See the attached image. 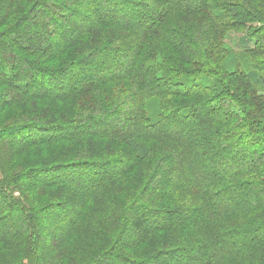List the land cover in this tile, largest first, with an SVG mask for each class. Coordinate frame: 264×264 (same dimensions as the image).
I'll return each instance as SVG.
<instances>
[{"label": "trees", "instance_id": "obj_1", "mask_svg": "<svg viewBox=\"0 0 264 264\" xmlns=\"http://www.w3.org/2000/svg\"><path fill=\"white\" fill-rule=\"evenodd\" d=\"M109 8L117 13L114 22L99 16ZM89 13L92 24L74 25ZM21 27L35 36L21 40ZM7 44L21 59L12 58ZM0 56L7 61L0 64V111L17 108L6 112L8 126L0 124V131L38 122L53 130L19 146L11 141L6 155L0 145V230L6 214L22 224L0 235L14 264H37L31 256L39 255L40 235L26 191L38 185L21 179L51 167L38 165L45 151L78 172L67 174L75 184L92 174L93 161L122 166L118 159L130 158V166L109 174L91 169L97 179L84 181L86 191L94 189L87 203L101 211L81 205L57 177L40 185L61 206L75 205L67 241L89 242L96 259L85 264H154L170 255L179 264H264V162L255 159L264 153L258 136L264 133V0H0ZM89 64L98 70L92 76ZM69 67L78 74L63 92L60 74L52 73L65 76ZM115 68L118 74L110 75ZM35 75L52 95L34 86ZM110 115L123 120L120 128L77 127ZM172 126L177 135L169 133ZM252 132L254 142L242 143L257 148L244 163L249 170L231 160L219 169L233 172L212 174L216 150L229 141L235 148ZM165 163L176 174L171 181L157 175ZM195 215L198 223L174 222ZM127 226L138 236L129 237Z\"/></svg>", "mask_w": 264, "mask_h": 264}, {"label": "rangeland", "instance_id": "obj_2", "mask_svg": "<svg viewBox=\"0 0 264 264\" xmlns=\"http://www.w3.org/2000/svg\"><path fill=\"white\" fill-rule=\"evenodd\" d=\"M136 4L135 1H132ZM139 2V1H137ZM112 10V11H111ZM101 19H104L105 21L107 20H111L114 22V20L117 18V13L116 11L113 12L112 8H109V10H107L105 13L99 15ZM94 21V17L91 15V13L88 14V16H86L84 19H78V22H75L74 25H80L81 23L83 24V26H88L90 24H92ZM19 34H21V40L23 38H26L25 36H35L36 31L31 28L29 30L24 29V28H19L18 30ZM60 34V33H59ZM32 38V37H31ZM33 42V41H31ZM23 45L21 46V48L23 49H28L26 46V43L22 42ZM17 46V51H19ZM20 48V49H21ZM7 51L10 50L11 54L13 55L12 58H20L16 56V53H14L13 48L8 44H7ZM27 57V56H26ZM29 58V57H28ZM124 59L118 61L120 64H122V61ZM211 64H213L212 66L215 65L213 59L209 60ZM6 61V58H3L0 56V64H4ZM219 62V60H217V63ZM91 65V66H89ZM86 67V71L87 73H89L90 76L96 74V72L98 70H95L94 66L92 64H89ZM216 68V66H214ZM211 69V68H209ZM69 73H67L64 76V73L61 71H53L54 73H52V75L59 73L60 75L59 77V85L61 86L60 88H63V92L66 91L67 87L71 86L70 85V78L77 73L76 70H74V68H70L69 67ZM212 70V69H211ZM118 70L115 68L114 70H112L111 73H109L110 75H117L118 74ZM216 71L213 72V76L216 77H220L221 76V72L219 71V74L217 75V73H215ZM80 75V79L82 76H85L86 73L80 71L79 72ZM108 74V75H109ZM50 75V77L52 76ZM102 75V74H101ZM223 77V75H222ZM79 78V77H78ZM205 77H198L197 81H201L203 85H206L205 82L203 81ZM35 83L34 86L38 88L39 91H44L47 90L49 91V95H52V93L54 92L53 88H51V85H48V82L46 81V79H40L39 75H35L34 77ZM51 88V89H50ZM50 89V90H49ZM234 90V89H233ZM62 93V92H61ZM1 103H5V101L3 99L0 98V104ZM231 103H228V105L226 106H230ZM41 106V104H40ZM233 106V105H232ZM233 108V107H231ZM14 110L17 109L15 107L10 108L9 110ZM9 110H2L0 111V124L2 125H6V121L4 119V117L6 116V112ZM125 110V109H124ZM5 111L3 114L2 112ZM243 115V114H242ZM241 115V116H242ZM37 116V115H35ZM118 115H116L117 117ZM115 115H110L109 117L106 118V120L104 121V123H100V124H94V121H91L89 123H84L81 124L80 126H77L78 129H81L82 131V127H88L87 129H93V130H102V129H106L111 130V129H115L116 126H118L116 123L118 122H123L122 119L120 118H116ZM33 124H27V126H23V128H13L10 127L6 132V131H0V145L3 147V151L2 154L6 155L9 154V148H7V145L11 143V141L13 143H15L14 145L19 146V144H21L20 142L22 141V139H25V137L30 136L31 138H37V136L39 137L41 135V133H44L46 135H53V130H45L46 128H43L41 126V123L38 122V124L36 123V127H34ZM116 125V126H115ZM119 127V126H118ZM120 128V127H119ZM170 131V132H169ZM169 133L172 134L175 132V134L177 135L179 132V129L177 127H170L169 128ZM56 134H60L59 132L56 131ZM259 134V135H258ZM252 132V133H244L241 137V139L239 140V143H237L238 146H236L235 148H233L232 141H231V145L230 141L227 145L223 146V151L222 152H218L216 150V155L213 156L214 161H212L211 163V167H210V171L212 174H220V173H231L233 172V170H228V168L226 169H219V165L221 163H226V162H230L231 160H238V161H242L241 163V170L242 171H248L249 168L248 166L246 167L244 165L245 162H250L255 154L257 153V151H255L257 148L255 147V145H244L242 144L244 140H248L249 142H254L253 140L255 138H257L258 136H261L263 139L262 143L264 144V133H260V132ZM42 137V136H41ZM48 138V137H47ZM46 139V138H44ZM16 146V147H17ZM264 146V145H263ZM55 148V146L49 148L52 149ZM15 149V148H14ZM17 149V148H16ZM44 153L48 154L51 158L49 159H53L49 160L47 159L48 155L43 156L41 155V160H39L38 165H40L41 163L45 164V163H51V167L48 168H34L33 170V174H26L23 179L21 180H30L31 184H33L32 186H37L38 187H30V190L27 189L26 193L29 196L30 199H32L33 201L31 202L32 207L35 209L34 211V218L33 223L35 225V227L38 229L39 231V237L37 240L38 246H37V254L36 257L31 256L32 257V262H34V260H37V264H85V261H89V260H95V256L93 253L90 252L89 249V242H87L86 240H83L84 242H81L78 240H72L70 243H68V237L69 235L67 234V230H68V224L70 223V221L72 220V214L71 211L73 212V210L76 209L75 205L68 203L67 206L63 207L61 206V199L54 198L51 199L50 197V193H49V189H44L42 191V189L44 187L40 186L43 183H45L47 180H52L54 179V177L59 178V180H63V184L66 185L65 187L67 188V194H69V192H72V195H76V199H78V202H81L80 204H84L87 203V200L91 197L90 194H92L94 192V189L91 190H87V183L90 182V180H93L95 178L94 176V171L92 170H99L102 171L101 169H107L106 170V174H109L111 172L117 171L121 168H126V166H130L129 164H131L130 158H125V159H118L121 161L122 166L117 164V161L112 160L111 162L108 163H99L98 161L95 162L93 161L94 166L92 167H88V169L90 170L89 173L92 174H86L84 176L85 178V183L84 181L82 183L79 184H75L74 182H72L71 180H68V172H73V173H78L77 171L74 172L72 170V166H68L67 168L64 167V165H62L60 162L61 160H59L58 158H56V154L57 153H50L47 151H45ZM0 153V156L2 155ZM154 155V154H153ZM54 157V158H53ZM33 160H36L38 157L35 155L33 156ZM67 158V157H66ZM256 159V163L257 164H262L264 162V153L261 152L260 155H257ZM123 161V162H122ZM166 164V163H165ZM67 169V170H66ZM80 169H82V167H80ZM262 169L264 171V164H262ZM85 170H87V168H83L82 172L80 171V173L85 172ZM35 174V175H34ZM82 175V174H81ZM158 177H161L162 175H166V178L168 179L167 181H171L176 174L172 171V169L170 170L168 163L166 165H163L162 168L159 169V171L157 172ZM192 176V174H191ZM203 176V174H195L193 175L194 178H199ZM205 177V174H204ZM97 179V177L95 178ZM155 183V182H154ZM32 189V190H31ZM51 190V189H50ZM15 197H18L17 193H14ZM83 201V202H82ZM152 203V202H149ZM154 203V202H153ZM77 204V203H76ZM141 204H145L143 201ZM87 205L92 206V208L98 209L99 211H101V207H99L97 204L91 202V203H87ZM149 205V204H148ZM77 206V205H76ZM99 207V208H98ZM78 208V207H77ZM151 209V208H150ZM78 210V209H77ZM149 210V209H148ZM4 213H6L3 210ZM204 212L198 214L199 218L200 217H204ZM195 215L193 218H189V219H185V217L183 216H177V220H175L174 222L179 221V224L177 225H185L187 222H189L190 224H194L195 221L193 220L194 218L197 219ZM3 219H5V221L2 222V228L0 230V235L3 234L4 232H8L9 234L10 232H13L14 229L16 228H20L22 227V224L20 225L19 223V216H17L15 213L12 214H6L4 215ZM198 219L196 220V223ZM23 230V229H22ZM21 231V230H20ZM23 231H21L22 233ZM125 233L129 236V237H133L135 238L136 236H138L136 233L133 232L132 227L127 226L125 228ZM71 235V234H70ZM7 239V238H6ZM21 240V239H20ZM67 241V242H65ZM124 241V240H123ZM126 242V240L124 241ZM9 242H3L2 244H0V264H14V262H12L13 258L10 255L11 252V248L8 247ZM130 244V243H128ZM188 249H191V246L188 245L187 246ZM7 249H9L8 251H6ZM13 251V250H12ZM135 251V250H134ZM65 252V253H64ZM133 253V252H131ZM64 254V255H63ZM61 256V257H60ZM133 256V255H132ZM171 256V255H170ZM168 256L169 258L167 259H162L160 261H158L157 263L154 264H179L175 261L174 256ZM177 256V255H176ZM58 262V263H55ZM184 264H186L185 262H183ZM181 262V264H183ZM105 264H110L109 262L105 263ZM123 264V263H122ZM127 264V263H125ZM191 264V263H190ZM194 264V263H193ZM196 264V263H195Z\"/></svg>", "mask_w": 264, "mask_h": 264}]
</instances>
